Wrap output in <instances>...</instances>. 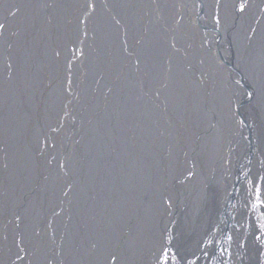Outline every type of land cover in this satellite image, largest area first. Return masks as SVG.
<instances>
[{"label": "bare ground", "instance_id": "obj_1", "mask_svg": "<svg viewBox=\"0 0 264 264\" xmlns=\"http://www.w3.org/2000/svg\"><path fill=\"white\" fill-rule=\"evenodd\" d=\"M259 2L0 0V264L17 214L15 264L157 261L172 220L217 224L241 112L264 172Z\"/></svg>", "mask_w": 264, "mask_h": 264}, {"label": "water", "instance_id": "obj_2", "mask_svg": "<svg viewBox=\"0 0 264 264\" xmlns=\"http://www.w3.org/2000/svg\"><path fill=\"white\" fill-rule=\"evenodd\" d=\"M240 6V10H238L241 12ZM215 39L219 42L218 35ZM241 115L243 118L240 120L239 136L244 153L237 162L232 164V169L235 168V177L232 174L229 175L232 182L230 192L224 197L226 201L220 208L217 224L211 229L207 228L204 232L199 230L195 237H192L195 224L190 225V229H193L192 232L188 233L186 230L176 242L181 225L177 220H172L174 235L168 239L167 229L164 246L167 251L172 252V255L164 264H264V172L261 170V173H258L259 177L254 179V185L251 183L249 187L248 183L243 180L244 177L241 173L248 162L250 163L252 160L255 137L247 128L242 112ZM245 156H247L246 159ZM243 158L246 160L244 163L240 161ZM241 188H243L242 193ZM17 216L15 220L16 244L13 245L14 250L11 253L16 258L8 264H15L19 258H22L18 256L21 233L18 230L19 214ZM47 228H51V219H48ZM196 237L199 239L194 241V245H191V241ZM3 255L5 256V254ZM45 260L47 264H51L50 257Z\"/></svg>", "mask_w": 264, "mask_h": 264}, {"label": "rangeland", "instance_id": "obj_3", "mask_svg": "<svg viewBox=\"0 0 264 264\" xmlns=\"http://www.w3.org/2000/svg\"><path fill=\"white\" fill-rule=\"evenodd\" d=\"M261 1H263L262 3H258V5H257V8H258V12H262V10H263V4H264V0H261ZM237 5H238V9H239V6L241 5V1H239V0H237ZM198 7H200V3L198 2ZM240 10V9H239ZM197 12H198V10H197ZM198 14L200 15H202V12L200 11V13L198 12ZM206 26L205 25H203V27H201V28H203V29H206L205 28ZM208 31H210L211 32V34H212V37H213V40L215 39V37H216V32L214 31V30H211V29H209ZM214 33H215V35H214ZM191 159V158H190ZM222 176H224V171H223V169H222ZM183 177L182 176H180V177H178V179H182ZM212 192H215V190H214V188L211 190V192H210V194H212ZM206 193V192H205ZM194 196V195H193ZM193 196H191L190 198L191 199H193ZM200 198H202V196L200 197ZM214 204H217V198L215 197L214 198ZM192 215H190L189 217H191ZM193 218V217H192ZM172 227H174V226H172L171 224H170V226H169V230L167 231L168 232V236H167V238L168 239H171V237L174 235L173 234V232H172ZM170 236V237H169ZM148 259V258H147ZM139 264H142V263H139ZM145 264V263H144Z\"/></svg>", "mask_w": 264, "mask_h": 264}, {"label": "flooded vegetation", "instance_id": "obj_4", "mask_svg": "<svg viewBox=\"0 0 264 264\" xmlns=\"http://www.w3.org/2000/svg\"><path fill=\"white\" fill-rule=\"evenodd\" d=\"M215 31V30H214ZM41 165H42V162H41ZM171 223H172V221H171ZM167 234L165 233V236H166ZM151 257V258H150ZM148 258V259H147ZM155 259V260H154ZM164 260V261H163ZM169 260V255L167 256V257H164L163 255H161V257L159 256L158 258H157V261H156V256L154 257V255L152 254H149V255H147L146 256V258L141 262L142 264H144V263H146V264H164L166 261H168ZM139 264V263H138Z\"/></svg>", "mask_w": 264, "mask_h": 264}, {"label": "snow or ice", "instance_id": "obj_5", "mask_svg": "<svg viewBox=\"0 0 264 264\" xmlns=\"http://www.w3.org/2000/svg\"><path fill=\"white\" fill-rule=\"evenodd\" d=\"M240 8H241V11H242V10H243V8H244V5H243V4H241ZM248 95H251V93H249Z\"/></svg>", "mask_w": 264, "mask_h": 264}]
</instances>
